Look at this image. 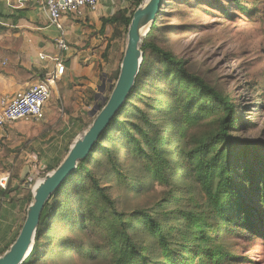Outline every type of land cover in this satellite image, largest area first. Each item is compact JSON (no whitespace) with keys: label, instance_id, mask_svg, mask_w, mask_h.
I'll list each match as a JSON object with an SVG mask.
<instances>
[{"label":"trees","instance_id":"trees-1","mask_svg":"<svg viewBox=\"0 0 264 264\" xmlns=\"http://www.w3.org/2000/svg\"><path fill=\"white\" fill-rule=\"evenodd\" d=\"M141 1H132L134 9ZM241 5L237 9L245 12ZM162 9L143 39V58L128 99L44 206L33 249L22 264H35L53 246L103 255L108 264H224L237 258L218 243L221 234L241 231L264 240V142L235 137L241 126L237 105L152 42ZM133 10H119L104 20L117 24L113 38L125 36ZM180 142L171 159L167 148ZM119 150L153 181L169 185L172 170L180 169L198 190L202 202L189 211L176 210L177 220L183 221L180 232L172 233L148 209L118 208L94 168L101 166L105 175L124 181ZM61 225L90 235L95 243L79 245L59 235ZM140 229L155 248L138 239Z\"/></svg>","mask_w":264,"mask_h":264},{"label":"rangeland","instance_id":"rangeland-1","mask_svg":"<svg viewBox=\"0 0 264 264\" xmlns=\"http://www.w3.org/2000/svg\"><path fill=\"white\" fill-rule=\"evenodd\" d=\"M237 4H242L245 12L239 11ZM157 26L152 42L185 61L190 71L228 95L237 105L236 112L241 126L233 133L234 136L246 142H264V0H167ZM117 76L113 75L112 86ZM109 94L110 91L107 97ZM47 111L50 112V109ZM69 118L67 109L59 104L55 113L44 116L38 123L18 121L0 126L7 128L15 123H22L26 127L19 133L24 134L26 130L31 132V137L21 140L19 144L16 143V135V141L8 143V146L13 147L0 142L2 153H7L12 158L8 163L0 161V172L9 171L12 176L18 177V170L22 166L29 170L35 165L37 168L41 166L40 170L46 174L50 169L48 164L54 166L57 162L53 159L54 153L59 149V159L64 157L70 141L78 133H82L80 129H62ZM78 118L85 128L92 120L88 118L83 123L81 116ZM32 134H38V138ZM174 145L176 148H167L171 159L175 158V150L178 152L183 143ZM119 153L123 162L121 172L125 177L124 181L113 175H105L101 166L94 168L101 184L109 186V192L117 201L118 208L126 212L137 208L148 209L166 228L171 227L172 233L180 232L183 221L177 220L176 210L189 211L198 201H203L189 178L182 170L173 169L171 184L155 182L129 159L128 153L122 150ZM32 154L36 156L34 162L29 159ZM101 162L105 163V157H102ZM27 176L28 174L24 177ZM123 182H131L132 186ZM62 228L61 225L59 235L62 236L63 233L77 240L79 245L95 243L88 234H76L77 230L74 231L73 228ZM136 235L144 244L155 248L154 240L147 232L140 229ZM218 243L223 244L237 258L224 264H264L262 239L234 231L221 234ZM35 264H108V260L103 255H85L77 251V248L60 250L53 246Z\"/></svg>","mask_w":264,"mask_h":264},{"label":"crops","instance_id":"crops-1","mask_svg":"<svg viewBox=\"0 0 264 264\" xmlns=\"http://www.w3.org/2000/svg\"><path fill=\"white\" fill-rule=\"evenodd\" d=\"M132 1L98 0L94 10L84 9L80 15L63 16L62 30H58L50 24L41 0H0V99H10L44 79L54 67L48 57L61 55L65 71L51 87V97L44 107V115L55 113L60 104L67 109L70 117L62 129H80L82 132L85 126L78 117L81 116L84 123L103 104L112 86L113 75H118L124 51V38L112 37L117 24L104 23V20L119 10H133ZM58 37H63L68 43L67 51L57 48L55 40ZM39 54L48 57L40 59ZM25 127L22 123L0 127V142L13 147L8 143H14L16 135L18 144L31 137V132L27 130L24 134L19 133ZM32 135L38 138V134ZM2 150L0 161L11 162L12 158ZM60 154L58 149L54 153V161L63 159H59ZM48 165L50 168L53 166ZM4 172H0V175ZM28 172V168L22 166L18 170L19 176L10 174L8 186L0 188V254L16 238L31 201L28 200L31 189L24 184V176Z\"/></svg>","mask_w":264,"mask_h":264},{"label":"water","instance_id":"water-1","mask_svg":"<svg viewBox=\"0 0 264 264\" xmlns=\"http://www.w3.org/2000/svg\"><path fill=\"white\" fill-rule=\"evenodd\" d=\"M164 1L142 0L133 10L127 27L118 76L110 87L109 96L93 111L91 122L72 140L57 167L48 171L34 184L24 221L14 241L0 254V264H22L26 260L33 249L44 206L54 192L75 172L78 164L87 158L118 110L125 104L142 62L143 39L160 13Z\"/></svg>","mask_w":264,"mask_h":264},{"label":"built area","instance_id":"built-area-1","mask_svg":"<svg viewBox=\"0 0 264 264\" xmlns=\"http://www.w3.org/2000/svg\"><path fill=\"white\" fill-rule=\"evenodd\" d=\"M42 6L46 9L49 22L58 30H62L61 19L68 14L80 15L84 9L94 10L98 4V0H41ZM57 48L61 51L69 49L68 43L63 37H58L55 40ZM48 56L39 54L40 59H45ZM54 67L47 76L37 83L29 86L26 90L18 92L12 98L0 99V126L7 123L18 121L38 123L44 118V107L51 97V87L55 80L60 78L65 71V64L61 55L48 57ZM33 156L31 159L30 157ZM36 156H29L30 161L34 162ZM42 167L33 165L28 176L25 178L24 184L33 190L34 184L45 174L41 171ZM44 174V175H43ZM10 174L8 172L0 175V188L5 189L8 184Z\"/></svg>","mask_w":264,"mask_h":264}]
</instances>
